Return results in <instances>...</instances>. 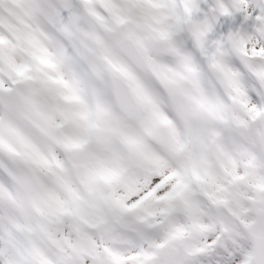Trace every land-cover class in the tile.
I'll return each instance as SVG.
<instances>
[{
  "label": "snow or ice",
  "instance_id": "1",
  "mask_svg": "<svg viewBox=\"0 0 264 264\" xmlns=\"http://www.w3.org/2000/svg\"><path fill=\"white\" fill-rule=\"evenodd\" d=\"M0 264H264V0H0Z\"/></svg>",
  "mask_w": 264,
  "mask_h": 264
}]
</instances>
